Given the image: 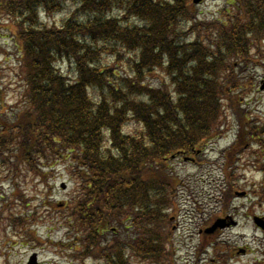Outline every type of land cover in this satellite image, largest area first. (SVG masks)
Segmentation results:
<instances>
[{"label": "trees", "instance_id": "16d2710c", "mask_svg": "<svg viewBox=\"0 0 264 264\" xmlns=\"http://www.w3.org/2000/svg\"><path fill=\"white\" fill-rule=\"evenodd\" d=\"M189 2L0 0V24L13 22L21 44L22 88L0 113V186L33 178L52 192L63 165L73 187L55 210L82 264H167L182 184L172 157L204 156L230 109L240 132L233 154L264 134L241 106L255 82L243 74L264 67V0H229L193 38L203 25ZM131 122L140 131L128 133ZM225 172L228 203L237 187Z\"/></svg>", "mask_w": 264, "mask_h": 264}, {"label": "rangeland", "instance_id": "374dc122", "mask_svg": "<svg viewBox=\"0 0 264 264\" xmlns=\"http://www.w3.org/2000/svg\"><path fill=\"white\" fill-rule=\"evenodd\" d=\"M193 1L190 0L188 5L203 27L200 32H190L191 38L207 33L205 25L214 20L221 5L226 2L201 0L195 5ZM46 20L53 24V17ZM0 25L2 113L18 103L22 88L17 77L21 44L13 36L14 23L3 18ZM164 76V73L158 72L149 80L155 85L157 78ZM248 76L255 79L254 87L245 91L241 106L247 112L249 124L252 120L254 125L263 127L264 92L260 90V79L264 76V67L260 64L252 67L242 77ZM234 112L230 109L225 113L228 116L224 124L225 132L213 140L205 156L178 157L172 161L171 168L181 178L182 184L177 188L178 212L171 216L174 221L169 225L174 245H169L172 257L167 264H254L256 261L264 264V229L253 222L254 217L264 218V175L260 168L264 161V134L254 135L249 146L244 144L243 150L231 155L234 164L229 165L225 151L235 144V131L239 127ZM126 131L134 134L140 131L139 125L131 122ZM225 168L231 172L237 187L236 198L228 203L222 199L227 188L228 172ZM18 184L15 187L7 183L0 186V264H33V257L37 264H82L78 257L70 253L74 230L60 221L61 215L55 210L56 206L67 202L73 187L65 167L59 165L54 172L52 192L33 178L21 179ZM228 218L237 224L214 233L212 243L223 245L216 255L208 241L205 244L206 236L201 231L211 228L219 219ZM61 243L64 245L61 246ZM228 254L231 255L229 262ZM219 257H222L221 262H217ZM133 263L151 264L139 259L133 260ZM85 264H93V261L87 259Z\"/></svg>", "mask_w": 264, "mask_h": 264}, {"label": "water", "instance_id": "95a60500", "mask_svg": "<svg viewBox=\"0 0 264 264\" xmlns=\"http://www.w3.org/2000/svg\"><path fill=\"white\" fill-rule=\"evenodd\" d=\"M264 88V87H263ZM256 223L259 224V219H255ZM226 226H229L226 224V220H219L218 222L215 223V225L211 228V229H208L205 233L206 234H212L214 233L218 228L220 229H224ZM34 258L32 259L33 263L34 262Z\"/></svg>", "mask_w": 264, "mask_h": 264}]
</instances>
